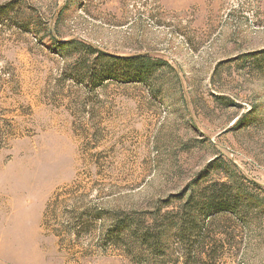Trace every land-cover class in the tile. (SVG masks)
<instances>
[{"label":"rangeland","instance_id":"rangeland-1","mask_svg":"<svg viewBox=\"0 0 264 264\" xmlns=\"http://www.w3.org/2000/svg\"><path fill=\"white\" fill-rule=\"evenodd\" d=\"M0 8V264H264V0Z\"/></svg>","mask_w":264,"mask_h":264},{"label":"trees","instance_id":"trees-1","mask_svg":"<svg viewBox=\"0 0 264 264\" xmlns=\"http://www.w3.org/2000/svg\"><path fill=\"white\" fill-rule=\"evenodd\" d=\"M3 12L4 10L0 8V13H3ZM68 44L69 43H63L62 46H67ZM110 61L113 62L112 68L104 72V74H106L108 78H115L116 80L122 81L125 83L139 80L138 76L140 74V71H138L134 66H132L130 59L112 57L110 58ZM219 210H225V209L222 205H220ZM100 218H101V215L87 216V217L82 216L79 222L80 223L83 222V227L89 228L91 224H94L97 220H100ZM83 227H81V229L77 231L78 236L83 230H85V229H82ZM114 231L124 234L123 229H121L120 226L116 227Z\"/></svg>","mask_w":264,"mask_h":264}]
</instances>
